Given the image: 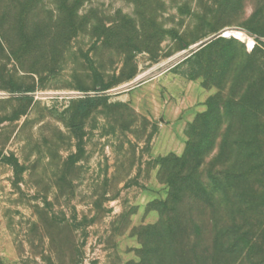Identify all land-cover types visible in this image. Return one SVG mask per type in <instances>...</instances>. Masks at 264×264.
<instances>
[{
	"label": "rangeland",
	"instance_id": "1",
	"mask_svg": "<svg viewBox=\"0 0 264 264\" xmlns=\"http://www.w3.org/2000/svg\"><path fill=\"white\" fill-rule=\"evenodd\" d=\"M0 28V264H162L192 141L198 168L250 167L226 264H264V0H0Z\"/></svg>",
	"mask_w": 264,
	"mask_h": 264
},
{
	"label": "trees",
	"instance_id": "2",
	"mask_svg": "<svg viewBox=\"0 0 264 264\" xmlns=\"http://www.w3.org/2000/svg\"><path fill=\"white\" fill-rule=\"evenodd\" d=\"M219 138L217 143L211 136L215 161L226 153L233 156L241 151L243 156L242 147L249 144L239 136ZM199 150L192 141L176 159V175L167 181V197L159 201L158 221L153 227L159 263L226 264L252 246V228L242 229L251 214L250 208H243L250 167L241 164L231 172L216 164L211 170L201 162L198 168L195 157Z\"/></svg>",
	"mask_w": 264,
	"mask_h": 264
},
{
	"label": "water",
	"instance_id": "3",
	"mask_svg": "<svg viewBox=\"0 0 264 264\" xmlns=\"http://www.w3.org/2000/svg\"><path fill=\"white\" fill-rule=\"evenodd\" d=\"M222 35L220 33V34H218V35H216V36H214L212 38H209V39L205 40L204 42H200V43L196 44L193 48L197 51V50L201 49L202 47H204L209 42H211L213 39L221 37ZM131 88H133V87L127 88L126 90H130Z\"/></svg>",
	"mask_w": 264,
	"mask_h": 264
}]
</instances>
